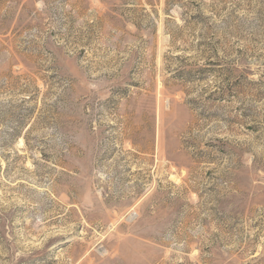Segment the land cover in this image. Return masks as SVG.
I'll return each instance as SVG.
<instances>
[{
    "label": "rangeland",
    "instance_id": "1",
    "mask_svg": "<svg viewBox=\"0 0 264 264\" xmlns=\"http://www.w3.org/2000/svg\"><path fill=\"white\" fill-rule=\"evenodd\" d=\"M0 264H264V0H0Z\"/></svg>",
    "mask_w": 264,
    "mask_h": 264
}]
</instances>
